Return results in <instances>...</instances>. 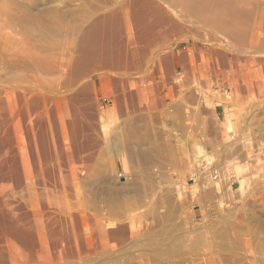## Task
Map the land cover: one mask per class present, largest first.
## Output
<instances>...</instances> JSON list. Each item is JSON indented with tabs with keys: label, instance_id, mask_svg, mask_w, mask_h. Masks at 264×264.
Wrapping results in <instances>:
<instances>
[{
	"label": "rangeland",
	"instance_id": "1",
	"mask_svg": "<svg viewBox=\"0 0 264 264\" xmlns=\"http://www.w3.org/2000/svg\"><path fill=\"white\" fill-rule=\"evenodd\" d=\"M126 1L0 0V52L17 57L25 46H30L29 29L17 18L21 9L43 23H50L51 18L56 24L62 23L64 33H52L51 37L60 48L57 50L67 55L72 53L69 40L74 28ZM162 4L166 7V3ZM175 6L167 5V10L173 16L181 15L177 17L180 23L185 22L180 19H189L181 23L185 26L184 33H178L181 38L177 34L165 38L160 47L147 53L146 64L137 73L125 69L107 71L110 81L105 84L106 98L92 90L94 109L98 114L102 112L107 128L103 131L99 117L85 115L99 143L95 159L83 171L71 167L75 163L68 161L62 173L56 170L58 184L47 180L46 185L37 187L22 120L9 116L4 134L0 132V138L5 135L2 144L6 150L0 154L4 163L0 162V193L5 189L0 194V215L19 219L30 210L31 215L35 197L47 207L29 216L26 221L30 226L26 221L18 224L20 228L28 226L23 227L25 230L32 226L28 230L37 241L34 251L24 246L19 249L13 244L15 239L0 231V251L4 252L0 264H264V46L255 50L257 54H240L237 63L226 65L219 56L225 44L222 37L194 17L178 12ZM16 7L21 9H12ZM16 40L18 46L13 45ZM211 45L218 51H209ZM164 54L172 59L169 58L170 70ZM234 55L231 50L230 57ZM96 73L83 80L93 84L99 78ZM132 77L139 87L135 99L139 105L134 108L129 96L121 99L115 94L127 90L125 86L121 90L119 82L124 84ZM219 104L231 105L225 109L224 120L217 115ZM11 144L16 146L14 150L9 149ZM17 170L23 185L17 184ZM30 192L37 194L31 197L34 193ZM20 203L23 208L17 207ZM109 211L114 216L102 228L113 231L126 226L128 235L121 243L97 251L100 248L94 220ZM60 214L68 218L70 232V240H59L60 246L67 247L63 243L72 242L77 252L73 256L60 257L52 250L50 231L58 225L53 217ZM40 223L44 224L42 228Z\"/></svg>",
	"mask_w": 264,
	"mask_h": 264
},
{
	"label": "bare ground",
	"instance_id": "2",
	"mask_svg": "<svg viewBox=\"0 0 264 264\" xmlns=\"http://www.w3.org/2000/svg\"><path fill=\"white\" fill-rule=\"evenodd\" d=\"M162 2L166 3V7L162 4ZM162 2H159L158 0H127L125 3L123 2L124 4H122L117 9H115V7L114 9L108 8V10L100 13L93 20L92 18H90L92 20L90 21V23L86 24V22H84L85 25L83 23V26L76 27L71 31L69 48L72 50V53L67 52L69 53L67 55H65L66 52L65 54H62L57 50L60 48H58L56 40V43L53 42V37H51L52 33H61L64 31V27L61 25L62 23L56 24L52 21L53 18H51V22L48 21L50 23H43L41 19H37L31 16L33 14L32 12V14L30 13L31 15H29V11L24 12V9L22 10L20 8L21 12L17 18L20 20L19 23L22 26L28 27L29 30H27V32L29 31L31 43L29 47H27L28 45L25 46V49H22L23 53L17 55V57H13L14 54H12L13 56L11 57L9 56V54L6 55L3 52H0V132L3 133L6 124H8V120L11 119L9 117L10 115L11 117L17 116L18 119L22 120L23 128H20H22L23 130H21L25 131L27 135L28 149L33 166L31 162L30 165L34 167V169L30 170H33V172L36 174L34 180L38 183L37 187H39V184L41 185V183H45L46 185L47 180H50L48 182L52 181L53 183L58 184L56 180V173H58V171L59 174L62 173L63 169L68 165V161L70 163L76 164H72V166L70 164L71 167L76 166V169L83 171L86 166H88V164L95 159L94 150L96 149V146L99 142L95 138L96 136H94L95 132L93 124L91 125V123L88 122V120L85 118V115L92 116V119L99 117L98 119L101 122L103 121L104 117L103 115H101L102 112L98 114L94 109L95 105H93L92 90H95L98 93L101 92L102 97L106 98L107 93L105 84L106 81H110V76L107 74V71H114L115 69H120L121 71L125 69L128 70V73L130 72L129 70L133 72L135 71L137 73L146 64L148 58L147 53L155 51L153 48H156L157 45L160 47L159 44H161L165 38H168V36L171 35L172 37L173 34H177L178 36V33H184L183 31L185 30V26L181 23H185L189 19H180L181 21H185L180 23L179 20H177V17L179 15H177V17L173 16L171 13L172 11L170 12V10H167V5L170 8L171 6L173 7V5H176L179 8L178 12L181 11L184 12V14L186 13V15L188 14L194 17L198 22L200 21L201 23H203L204 27L216 31L218 33L217 36L220 35L222 37L225 44L223 45L224 50L222 52H219V56L222 59L220 61H223L226 65L237 63L239 61L240 54L242 56V54H245L246 52L249 53V51H255L257 49L259 50V48L264 46V0H162ZM45 7L48 6L45 5ZM12 9L18 10V8ZM55 12L56 10L53 14H55ZM47 14L48 13H46V15ZM183 16L184 15H182V18H184ZM192 17L190 18L192 19ZM11 19L13 18L11 17ZM58 23H60V21ZM201 23H198V25L200 26ZM11 35L9 34V36ZM53 35L55 38V34ZM16 38L17 37H15L14 39ZM168 40L166 39V41ZM13 42L14 40L12 41V43ZM13 45L18 46L17 40ZM159 47H157V49H160ZM208 50L214 52L217 49L213 48L211 45ZM231 50L234 51L235 54L232 58L230 57ZM255 52V54H257V51ZM158 55L156 57H158ZM164 55V57H166V54ZM159 56L162 57V54H160ZM169 58L170 57H166L164 58V60H168L167 62H169ZM185 58L183 59L185 60ZM170 60L172 59L170 58ZM166 61L165 63H163V65L166 64ZM170 63L171 61L168 63L169 70L171 69ZM185 69H189L188 71H190V68L188 67ZM94 71H97L96 74H98L99 78H95L93 84L89 80H83ZM171 72L172 70L169 73ZM98 81H100V86H98ZM115 83V85L118 86V82ZM119 83L123 85V87L121 85L120 89H124L125 86L129 90L127 89L121 92L118 91L119 93H115L119 94L116 97H123L121 99H124L126 98L125 96H129L131 98L132 107L134 108L135 106H138L139 102L135 103V99L137 98L136 95H139V87L137 86L138 82L134 78H129L127 80L125 79L124 84L122 81ZM125 92H127V94ZM9 105L12 106L11 109L10 107H8ZM89 110H92L93 114H89ZM18 122L20 121L18 120ZM101 128L104 131L105 128H107V125L102 122ZM8 131L11 132L10 130ZM4 136H1L0 138L1 155V150L4 148V145L2 144L5 138ZM6 146L8 145L6 144ZM11 147H13V145L10 146L9 149H11ZM2 151L5 152L6 150L3 149ZM200 153H203L202 149H200ZM0 162L2 163V161ZM3 164L4 163H2V165ZM51 164L53 165V167ZM16 166L18 165L16 164ZM14 169H12V172ZM57 169L58 171L56 172ZM15 171V175H18L16 177L17 184L21 185L22 180L24 179H21L22 176L20 171H18L17 174ZM74 173L75 172L73 170V175L75 176L76 173ZM19 174L21 177L19 176ZM4 180H6V178ZM30 180L32 181L33 179L31 178ZM23 184L24 183H22V185ZM28 186L29 183L27 187ZM35 187L36 186H34V188ZM34 188L32 187V190L35 191L36 189ZM4 191L5 189L1 193L4 194ZM36 192L38 191L36 190ZM36 192H30V194L34 193V195H32L31 197L35 196V194H37ZM38 198L35 197V200L29 198L33 201L31 204L32 206L30 205V208H32V210L34 211L31 214L33 216L36 214L35 211H39L38 213H40V210H43V208L46 209L47 207L45 203H40ZM0 202V204H2L1 199ZM22 204L23 203H20L17 207L23 208ZM52 211L54 210L52 209ZM61 211L62 210L60 209V212ZM29 213H26L25 215L21 214L22 216L20 215L21 217L19 219H15L14 217L2 218L0 215V226H3L0 227L1 229H3L0 231H4L6 234L10 235L12 239H15L16 242H13V244L15 243L16 245L20 246L19 249L21 248V246H24L25 249L31 250L32 248V251H34L35 247L37 246V241L34 237V234L30 233L31 231L29 232L32 226L28 228L29 230H25V228H23L26 226L25 224H27L29 216H31ZM106 214L107 215H102V217H98V219L96 218L95 220L93 218L96 226L95 236L100 248L97 251H101L105 247H110L111 245L113 246L121 243L126 239L125 236L128 235L127 227L122 225L118 226L113 231L103 229L102 226H104L105 221L110 220V218L114 216L110 214V211ZM109 214L111 215V217ZM49 215L47 216L49 217ZM35 218L36 217H34V219ZM54 220L56 221L55 224L58 223V225L54 227L52 231H50L53 236V238L51 236L53 244L52 250L57 254V256L60 255V257L73 256L77 252L72 247V242L63 243L65 245H68L67 247L60 246V241L62 239L67 238V240H70L68 218H65L64 215L60 214L59 216L55 215L53 217V221ZM19 221H26L24 226H21L22 228H20V226L18 225L20 224ZM71 221L72 218L70 222ZM23 222L21 224H23ZM42 225L44 224H39V226H41L40 228H42ZM42 231L44 230L42 229ZM11 242L12 241H10V243ZM6 244L8 243L6 242ZM9 246H11V244ZM0 257L4 258L3 250L0 251ZM22 257L24 258L23 255Z\"/></svg>",
	"mask_w": 264,
	"mask_h": 264
},
{
	"label": "crops",
	"instance_id": "3",
	"mask_svg": "<svg viewBox=\"0 0 264 264\" xmlns=\"http://www.w3.org/2000/svg\"><path fill=\"white\" fill-rule=\"evenodd\" d=\"M226 107L228 109L231 108V105L230 104H219L218 105V112H217V115L218 117L221 119V120H224L226 118Z\"/></svg>",
	"mask_w": 264,
	"mask_h": 264
}]
</instances>
